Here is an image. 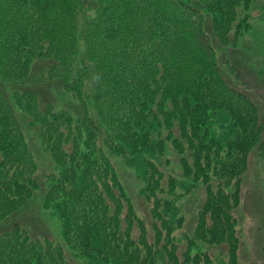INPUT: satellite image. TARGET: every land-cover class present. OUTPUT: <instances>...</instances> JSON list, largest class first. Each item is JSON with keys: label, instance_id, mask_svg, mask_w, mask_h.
Segmentation results:
<instances>
[{"label": "trees", "instance_id": "16d2710c", "mask_svg": "<svg viewBox=\"0 0 264 264\" xmlns=\"http://www.w3.org/2000/svg\"><path fill=\"white\" fill-rule=\"evenodd\" d=\"M250 2L0 0V264H77L50 233H35L34 214L23 218L41 186L34 138L59 171L44 177L43 208L76 259L240 264L234 211L252 152L264 168V120L237 84L238 46L227 45L237 40V7ZM56 92L70 95L62 108ZM169 150L180 156L186 191L206 190L181 251L174 233L184 219L171 200L179 180L163 170ZM115 155L153 200L145 218ZM199 242L225 247L214 257L195 253Z\"/></svg>", "mask_w": 264, "mask_h": 264}, {"label": "rangeland", "instance_id": "374dc122", "mask_svg": "<svg viewBox=\"0 0 264 264\" xmlns=\"http://www.w3.org/2000/svg\"><path fill=\"white\" fill-rule=\"evenodd\" d=\"M237 13L238 19L234 24L235 29L239 30L236 35L237 40L232 42L231 38L227 46H238L234 50L235 54L233 51L240 73L237 84L240 88L251 90L248 93L260 106V117L264 120V2L251 0L248 8L246 4L238 6ZM241 19L243 20L240 22ZM238 41L240 42L237 43ZM68 94L64 92L55 93V102L58 108H62L65 101L71 99ZM27 131L30 135H35V132L30 128ZM32 146L40 164L39 171L42 178L41 186L36 190L34 203L30 209L22 212L24 213L23 218H27L26 212L34 214L36 218L35 233H42L43 235L50 233L49 235L54 242L64 246L68 259H74L77 264H87L76 259L69 251L70 249L61 237L59 222L50 210L43 208V199L50 186V182H45L44 177L46 174L49 177L50 175H58L59 171L51 154L42 149L36 138H34ZM166 158L171 159V164L163 168L166 179L174 176L179 180L178 191L176 190L175 195L171 196V200L177 213L184 219L182 225L177 227L174 233L179 242L178 251H181L188 246L189 240L193 238L198 214L206 200V190L205 186L199 185L196 189L187 192V181L183 176L179 154L169 150ZM112 161L118 178L121 180L126 194L131 198L137 214L145 218L150 213L153 200L149 203L146 201L147 198L142 193L144 182L124 157L115 155L112 156ZM160 170L162 171V169ZM228 190H232L231 186H228ZM166 215L168 216L167 212ZM234 216L238 222L237 235L241 244L239 250L240 264H264V168L262 159L254 152L250 156L249 168L241 187V202L239 207L235 209ZM224 247V245L210 246L205 243L202 245L199 242L194 247V252L212 250L211 254L217 257L222 249L224 250Z\"/></svg>", "mask_w": 264, "mask_h": 264}]
</instances>
